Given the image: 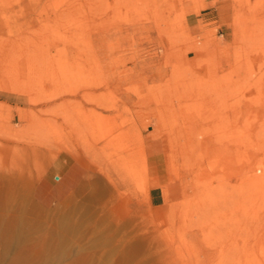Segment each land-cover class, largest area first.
<instances>
[{"label":"rangeland","instance_id":"obj_1","mask_svg":"<svg viewBox=\"0 0 264 264\" xmlns=\"http://www.w3.org/2000/svg\"><path fill=\"white\" fill-rule=\"evenodd\" d=\"M0 264H264V0H0Z\"/></svg>","mask_w":264,"mask_h":264},{"label":"crops","instance_id":"obj_2","mask_svg":"<svg viewBox=\"0 0 264 264\" xmlns=\"http://www.w3.org/2000/svg\"><path fill=\"white\" fill-rule=\"evenodd\" d=\"M63 178L62 175L57 178V180H61ZM161 197L160 189L158 187H153L150 190V199L152 202H158V199Z\"/></svg>","mask_w":264,"mask_h":264},{"label":"bare ground","instance_id":"obj_3","mask_svg":"<svg viewBox=\"0 0 264 264\" xmlns=\"http://www.w3.org/2000/svg\"><path fill=\"white\" fill-rule=\"evenodd\" d=\"M60 175H56V179L59 178ZM9 222V221H8ZM8 225V224H7ZM5 226V225H4ZM4 228V227H3ZM7 228V227H6ZM19 231V230H18ZM22 233V232H21ZM21 233H15L16 237H20ZM10 237V236H9ZM16 243V242H15ZM16 247V246H15ZM36 252V251H35Z\"/></svg>","mask_w":264,"mask_h":264}]
</instances>
